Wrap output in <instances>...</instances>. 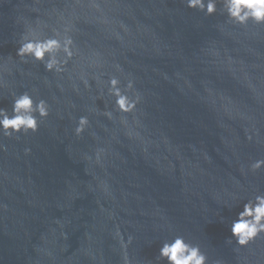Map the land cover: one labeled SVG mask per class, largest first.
Instances as JSON below:
<instances>
[{
  "label": "water",
  "instance_id": "obj_1",
  "mask_svg": "<svg viewBox=\"0 0 264 264\" xmlns=\"http://www.w3.org/2000/svg\"><path fill=\"white\" fill-rule=\"evenodd\" d=\"M65 26L78 55L62 75L15 55L29 29ZM112 75L141 102L108 120ZM0 84L9 112L12 93L50 105L38 132L0 137V264H123L116 224L134 237L133 264H167L159 249L178 235L207 264H264V234L246 247L231 236L243 203L264 195V169H249L264 159V25L182 0H0Z\"/></svg>",
  "mask_w": 264,
  "mask_h": 264
},
{
  "label": "clouds",
  "instance_id": "obj_2",
  "mask_svg": "<svg viewBox=\"0 0 264 264\" xmlns=\"http://www.w3.org/2000/svg\"><path fill=\"white\" fill-rule=\"evenodd\" d=\"M182 2L187 8L201 12L208 17L220 12L232 25L247 27L250 22L254 25H264V0H182ZM36 31L29 29L21 36L15 55L24 62H27L29 58L43 62L46 72L62 75L67 71L69 61L78 55L75 41L70 35L71 27L65 26L63 32L53 29L52 35L43 39L32 38ZM89 67L99 69L102 65L93 62ZM116 67L119 70V66ZM102 75L103 73L100 72L98 75H92L91 79L99 81ZM79 78L85 88L90 86L88 73L81 71ZM107 95L114 98L112 108L110 110L106 108L102 112L108 120L113 119L114 112L125 115L134 113L141 102L140 95L134 91V82L128 80L126 85L122 86L121 80L115 75L107 80ZM49 115L50 105L47 100L34 99L27 91L19 94L12 93L11 111L0 107V137L13 138L36 133L40 129L41 121L46 120ZM120 122L127 124L124 117H121ZM89 125L90 120L87 115L79 116L74 134L81 137ZM248 139L251 140L252 137L248 136ZM29 151L30 149H25L26 153ZM102 152L103 149L97 151V162ZM249 169L252 172L264 169V159L251 162ZM104 189L107 191L106 185ZM261 234H264V195H256L254 200L243 203L242 211H239L236 219L232 221L231 236L238 246L246 247ZM62 235L65 239L67 238L66 234ZM113 238L119 241L122 249H125L123 264H133L126 249L132 244L134 237L129 234L125 242L121 227L116 224ZM159 258L167 261V264H207L208 260L199 246L189 243L179 235L163 243L159 249Z\"/></svg>",
  "mask_w": 264,
  "mask_h": 264
}]
</instances>
